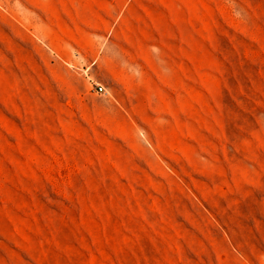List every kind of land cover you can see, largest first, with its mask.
Returning a JSON list of instances; mask_svg holds the SVG:
<instances>
[{
    "label": "rangeland",
    "instance_id": "1",
    "mask_svg": "<svg viewBox=\"0 0 264 264\" xmlns=\"http://www.w3.org/2000/svg\"><path fill=\"white\" fill-rule=\"evenodd\" d=\"M0 264H264V0H0Z\"/></svg>",
    "mask_w": 264,
    "mask_h": 264
},
{
    "label": "built area",
    "instance_id": "2",
    "mask_svg": "<svg viewBox=\"0 0 264 264\" xmlns=\"http://www.w3.org/2000/svg\"><path fill=\"white\" fill-rule=\"evenodd\" d=\"M98 90H99V91H104V90H105V85L102 84V83H100V84L98 85Z\"/></svg>",
    "mask_w": 264,
    "mask_h": 264
}]
</instances>
